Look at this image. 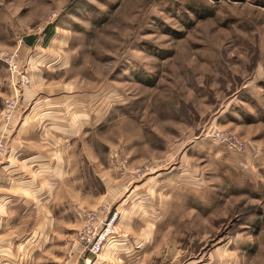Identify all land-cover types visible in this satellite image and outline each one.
Here are the masks:
<instances>
[{
    "label": "rangeland",
    "instance_id": "374dc122",
    "mask_svg": "<svg viewBox=\"0 0 264 264\" xmlns=\"http://www.w3.org/2000/svg\"><path fill=\"white\" fill-rule=\"evenodd\" d=\"M14 51L30 77L20 104L37 92L21 108H51L71 146L52 204L73 222L68 252L83 216L107 209L115 227L152 223L166 264H264V0H0V52ZM10 90L0 60L3 125ZM49 255L0 264H63Z\"/></svg>",
    "mask_w": 264,
    "mask_h": 264
},
{
    "label": "crops",
    "instance_id": "0c3cea01",
    "mask_svg": "<svg viewBox=\"0 0 264 264\" xmlns=\"http://www.w3.org/2000/svg\"><path fill=\"white\" fill-rule=\"evenodd\" d=\"M36 93H23L15 117L6 129L0 113V136L7 143L6 156L0 165V258L15 253L20 259L31 256L35 261L48 253L51 254L48 257L57 259L59 248L63 264H166L161 247L155 244L161 237L154 236L153 224L138 225L127 216L120 217L115 227L118 238L98 256H80L77 248L68 252L73 222L70 218H58L52 204L60 181L72 174L73 159L67 154L71 146L56 136L57 123L52 122L51 108H21L26 98ZM60 120L67 122L65 118ZM66 227L70 230H65ZM229 257L226 253L222 261L220 253H213L209 260L194 264H232Z\"/></svg>",
    "mask_w": 264,
    "mask_h": 264
},
{
    "label": "built area",
    "instance_id": "2783aa9c",
    "mask_svg": "<svg viewBox=\"0 0 264 264\" xmlns=\"http://www.w3.org/2000/svg\"><path fill=\"white\" fill-rule=\"evenodd\" d=\"M2 60L8 69L9 84L11 87L10 96L4 100L2 108V119L4 129L9 126L15 111L19 107L21 100V90L30 85L29 75L21 69L18 62L17 52H0ZM20 61V60H19ZM210 136L218 143L226 146L231 151H241L244 149V142L229 133L220 130H213ZM6 154V144L3 137H0V165ZM149 168H137L134 173L137 177H143ZM118 220L117 212L101 210L99 213H87L83 216V223L75 237V245L80 254L88 256L99 255L108 243L115 239V224Z\"/></svg>",
    "mask_w": 264,
    "mask_h": 264
},
{
    "label": "trees",
    "instance_id": "16d2710c",
    "mask_svg": "<svg viewBox=\"0 0 264 264\" xmlns=\"http://www.w3.org/2000/svg\"><path fill=\"white\" fill-rule=\"evenodd\" d=\"M52 32H53V31H52L51 27H46V28L43 30V32H42V35H43V37H44L43 45H44L45 43H47L48 40L51 38V36H52ZM35 40H36L35 36H29V37H27V38L25 39L26 44L29 45V46L34 45Z\"/></svg>",
    "mask_w": 264,
    "mask_h": 264
}]
</instances>
